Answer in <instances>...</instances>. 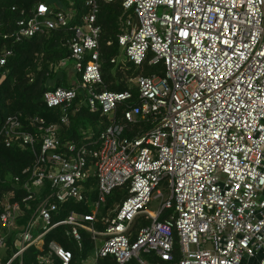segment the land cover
<instances>
[{
	"label": "built area",
	"instance_id": "2783aa9c",
	"mask_svg": "<svg viewBox=\"0 0 264 264\" xmlns=\"http://www.w3.org/2000/svg\"><path fill=\"white\" fill-rule=\"evenodd\" d=\"M115 2L117 46L125 63L141 68L121 92L101 88L99 4ZM20 14L15 41L69 32L68 58L51 68L70 62L77 81L43 93L46 108L61 110L57 123L34 116L25 125L16 115L0 123L5 148L34 155L25 180L13 178L20 200L0 198V264H22L30 247L39 251L37 264H70L71 251L44 245L64 225L78 247L80 230L94 244L101 238L96 258L116 264H144L141 254L169 264L174 237L178 264H264V0H52ZM11 55L0 50V74ZM143 66L161 70L145 75ZM79 95L90 113L112 121L95 138L63 143L58 130L68 126ZM120 188L126 197L102 214ZM30 202L35 208L18 226ZM68 202L90 212L53 221ZM3 230H18L6 260Z\"/></svg>",
	"mask_w": 264,
	"mask_h": 264
},
{
	"label": "trees",
	"instance_id": "16d2710c",
	"mask_svg": "<svg viewBox=\"0 0 264 264\" xmlns=\"http://www.w3.org/2000/svg\"><path fill=\"white\" fill-rule=\"evenodd\" d=\"M48 0H0V50L4 47L12 51L8 57L5 67L0 74V123L8 116H18L26 125L27 120L37 116L42 118L46 124L57 123L61 110L59 108H46L43 102V93L47 89L56 87H68V76L66 70L53 71L51 66L59 61L68 58V48L66 40L70 36L65 30H52L49 33L34 37L28 40L15 41L11 36L14 31L15 21L20 16L21 9L28 10L37 2ZM121 7L118 2L99 4L98 22L101 25L102 33L99 40L100 45V69L102 86L105 90L121 92L128 88L127 80L140 72L141 68H136L129 63H110L112 58H117L120 54L117 46L116 36L120 32ZM7 38L4 39L3 37ZM70 67V62H67ZM159 71L161 68H155ZM153 71L145 72L150 75ZM134 90V89H133ZM134 92V91H133ZM78 104V105H77ZM77 105V110L70 117L68 126H63L58 130V138L61 142H82L84 137L95 138L101 130L111 123V119L90 113L84 104L81 95L76 98L73 106ZM122 106L117 109L116 120H120ZM34 163V155L28 148H5L0 138V198L7 196L9 201L20 200L22 190L19 184L13 182L14 177L25 180L22 172L31 167ZM127 195L125 188L116 189L106 198V205L102 211L105 214L108 209H113ZM36 202H30L31 209L22 205L23 217L17 219L18 226L24 225L35 208ZM29 205V204H28ZM69 211L89 213L90 208L82 204L68 202L64 204L58 213L53 215V221L62 220ZM164 213L163 216H165ZM139 221H135L131 232L130 240L136 237V229ZM98 230L103 226L98 224ZM6 235L7 249L1 253V259L6 260L13 250V240L18 230H3ZM69 227L58 226L50 230L44 237V245L54 241L64 249L71 251L72 259L70 264H79L87 259L93 251V242L89 235L80 230V247L68 235ZM173 260L169 264H178L179 251L177 239L173 240ZM45 248V247H44ZM39 251L30 247L24 252L22 264H37L36 257ZM140 260L149 264H164L154 254H141ZM12 264H19L18 260ZM59 264V263H56ZM96 264H116L111 256L98 258ZM127 264H139L131 259Z\"/></svg>",
	"mask_w": 264,
	"mask_h": 264
},
{
	"label": "crops",
	"instance_id": "0c3cea01",
	"mask_svg": "<svg viewBox=\"0 0 264 264\" xmlns=\"http://www.w3.org/2000/svg\"><path fill=\"white\" fill-rule=\"evenodd\" d=\"M99 24H100V23H99ZM119 52H120V51H119ZM122 57H123V55L120 53L119 56H118V58H117V60H119V62H121V63H125V62H124V59H121ZM144 68H147V67H144V66H143V68H142V70H141L142 72H144ZM66 73H67V76H68V84H69L68 86H70V85L74 82V81H71L72 77L76 76V78H77V75L72 71L71 67H68V69H66ZM76 81H77V80H76ZM76 81H75V82H76ZM97 225H98V224H97ZM97 225H96V226H97ZM96 226H95V227H96ZM96 229H97V228H96ZM97 230H98V229H97ZM99 231H100V230H99ZM101 244H102V240H101V238H99L98 241H97L95 244L93 243V251H92V252L90 253V255H89V257H90L91 255H92V257H93V258H92V259H93V261H92L93 264H96V261H97V258H96V256H95V252H96V251H95V248H96V247H100ZM89 257H88V258H89ZM85 260H86V259H85ZM83 261H84V260H83ZM81 262H82V261H81ZM81 262H80L79 264H81ZM144 264H149V263L144 262Z\"/></svg>",
	"mask_w": 264,
	"mask_h": 264
},
{
	"label": "rangeland",
	"instance_id": "374dc122",
	"mask_svg": "<svg viewBox=\"0 0 264 264\" xmlns=\"http://www.w3.org/2000/svg\"><path fill=\"white\" fill-rule=\"evenodd\" d=\"M46 1V0H45ZM48 1H50V0H48ZM160 14V13H159ZM121 59H124V57H122ZM144 67H146V66H144ZM154 71V70H157V69H153V68H144V71L145 72H148V71ZM77 80V78H76V76H74V77H72V79H71V81H74L73 83H76L75 81ZM163 195H164V197H166V194H165V191H164V189H163V186H162V184H160L159 186H158V188H157ZM156 202L154 201V202H152V203H150V206H149V210H151V211H154L155 210V206H156ZM93 257H92V255L89 257V258H87L86 260H84V261H82L81 262V264H93V259H92ZM256 262V260H254L253 262H252V264H254Z\"/></svg>",
	"mask_w": 264,
	"mask_h": 264
}]
</instances>
